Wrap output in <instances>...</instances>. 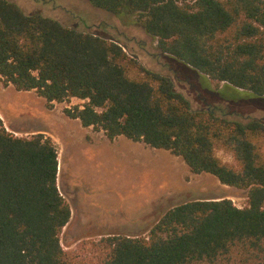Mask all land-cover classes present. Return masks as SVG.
Wrapping results in <instances>:
<instances>
[{
    "label": "trees",
    "instance_id": "16d2710c",
    "mask_svg": "<svg viewBox=\"0 0 264 264\" xmlns=\"http://www.w3.org/2000/svg\"><path fill=\"white\" fill-rule=\"evenodd\" d=\"M87 1L128 17L162 54L209 80L264 97V0ZM0 77L48 105L81 99L65 114L84 127L170 150L193 174L248 190L246 206L190 200L145 235L111 234L66 251L61 235L72 208L57 183V145L42 132L15 135L0 116V264H264L263 120L194 110L170 76L147 69L115 40L10 0H0Z\"/></svg>",
    "mask_w": 264,
    "mask_h": 264
},
{
    "label": "rangeland",
    "instance_id": "374dc122",
    "mask_svg": "<svg viewBox=\"0 0 264 264\" xmlns=\"http://www.w3.org/2000/svg\"><path fill=\"white\" fill-rule=\"evenodd\" d=\"M10 1L26 13L39 12L79 31L115 40L147 69L170 76L194 110L264 121V97L211 81L162 54L156 40L128 17L95 8L87 0ZM81 103L72 98L48 105L35 90L5 86L0 77V116L7 130L17 136L42 132L57 145V183L73 213L61 235L66 251H78L83 242L111 234L145 235L168 209L190 200L229 198L239 207L246 206L247 189L222 184L208 173L193 174L170 150L124 136L109 140L103 131L84 127L65 114V108ZM216 155L235 164L223 149H217Z\"/></svg>",
    "mask_w": 264,
    "mask_h": 264
},
{
    "label": "crops",
    "instance_id": "0c3cea01",
    "mask_svg": "<svg viewBox=\"0 0 264 264\" xmlns=\"http://www.w3.org/2000/svg\"><path fill=\"white\" fill-rule=\"evenodd\" d=\"M72 216H73V213H72Z\"/></svg>",
    "mask_w": 264,
    "mask_h": 264
}]
</instances>
